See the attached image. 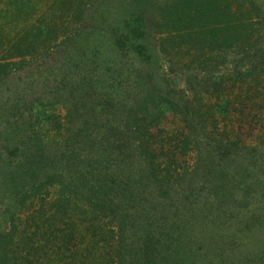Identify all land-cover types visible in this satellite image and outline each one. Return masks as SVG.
Returning <instances> with one entry per match:
<instances>
[{
  "label": "rangeland",
  "instance_id": "1",
  "mask_svg": "<svg viewBox=\"0 0 264 264\" xmlns=\"http://www.w3.org/2000/svg\"><path fill=\"white\" fill-rule=\"evenodd\" d=\"M63 1L30 0L29 6H25V0H0V64L22 62L6 78L0 77V110L5 112L0 111V125L14 129L15 121L18 123L24 117L33 119L38 111H45L47 115L59 117L60 129L52 126V122L50 125L43 124L40 118V124L34 120V131L48 140L63 141L69 134V116L64 105L56 101H63L60 96L67 90L63 87L69 86L72 73L75 78L76 75L92 77L91 80L96 82L93 85L76 81L82 83L77 90L93 89L88 100H93L95 96L97 101L103 102L104 119L118 123L128 116L123 111L138 101L134 88L138 84L153 83L156 93L151 91L153 96L149 101L154 104H150L153 109L149 110L148 116H155L156 112L161 114L157 115V120L148 130L153 136L148 140V148L158 157L156 164H171L173 177L178 176L176 181L169 182V193L165 200L163 198L166 212H173V208L179 207L175 212L176 224L170 229L172 245L169 250L172 249V252L164 263L264 264V0L228 1L232 13L236 14L228 17H214L212 11L205 8L208 2L200 0L198 3L201 7L197 6L194 17L180 14L184 20V38L178 37L173 43L168 42L164 49H161V39L165 38L162 35L167 32L158 26L157 8L154 12L148 10L149 21H157L153 27L149 28V24L146 26L150 35L144 36L155 44L156 55L151 66L141 64L137 56L114 46L112 34L109 33L115 24L111 19L115 14L110 0H86L89 5L82 3V0H68L70 3L67 2V5ZM250 1L257 5L258 12ZM77 4H80V13L73 11ZM131 4L136 12V3ZM70 5L74 6L67 9ZM93 10L99 15L98 21L91 15ZM25 11H32V14L28 15ZM218 24L221 29L215 31ZM43 27L51 28L56 39L43 41V36H39L38 32L36 34ZM215 35H218L217 40L213 37ZM210 37L212 44L209 43ZM31 42L36 46L33 56H9L11 47H27ZM221 42L226 43L220 46ZM100 44L107 50H98ZM103 58L111 59L110 66L115 69L121 68L117 76L108 78L111 70L105 73L103 65L107 64ZM91 62L94 67L92 71ZM64 76L66 80L63 81ZM46 85L54 91L59 89L56 92L60 93L40 92L34 95L37 88H46ZM26 101L31 102L29 108L22 105ZM226 103H229V108L224 112L220 107ZM111 111L114 117H111ZM197 123L202 124L204 130L197 128ZM190 135L192 142L188 150L182 152L181 140L183 136ZM124 151L130 152L132 148ZM7 156L6 167L19 161L18 156ZM208 157L217 158L216 162L228 170H225L229 175L225 184L234 186L233 191L227 186L225 189L217 188L213 173L207 172L205 161H209ZM28 159L27 156L24 162L29 163ZM202 163L205 169L200 165ZM131 167L134 171L139 169L132 162ZM200 167L203 172L194 173ZM163 174L158 176L160 180L165 177ZM168 179L171 180L168 177L164 181ZM47 191L53 193L52 188ZM175 191L180 193V199L174 195ZM43 198L46 199L45 207L52 196ZM27 208L26 205L24 210ZM37 208L39 203L34 209ZM11 209L14 211L15 206ZM11 212L6 213L0 205V222L8 223ZM204 216H208V220ZM133 218L135 223L130 226L131 234L140 224L136 216ZM17 223L14 235L19 239L23 234ZM92 223L94 225L95 222ZM100 226L97 224L98 228ZM142 226H145L144 223ZM183 226L188 228L185 235V231L179 229ZM76 227L79 228L70 246L79 250L88 247L91 257L100 255L107 260L109 253L115 257V252L106 243L113 239L107 227L95 235L85 231L83 226ZM152 232V228L147 229V234ZM131 234L129 240L134 242L133 245L144 236L143 231L134 235L135 238H131ZM181 249H191L186 252L190 255L194 252L195 258L186 260L181 256ZM48 254V257L38 256L34 264H62L56 263V258L51 260L52 248ZM127 254L131 256L133 250ZM66 255L61 258L68 264V253ZM22 257L26 258L23 252L17 253L18 263L20 259L23 260ZM22 264L29 263L25 261Z\"/></svg>",
  "mask_w": 264,
  "mask_h": 264
},
{
  "label": "trees",
  "instance_id": "2",
  "mask_svg": "<svg viewBox=\"0 0 264 264\" xmlns=\"http://www.w3.org/2000/svg\"><path fill=\"white\" fill-rule=\"evenodd\" d=\"M25 1V6H29L30 0ZM110 1L115 14V16H111L112 22L115 24L110 29L112 32H109L112 34L114 46L128 54L132 53L134 57H138L141 64L148 66L152 65L156 49L155 44L150 43L148 38H144V36L150 35V26H155L157 22L149 21L148 10L154 12L157 8L158 26L167 32L162 35L165 38L161 39V49H164L168 42L173 43L178 37L184 38L182 34L184 20L180 17L181 12L192 18L195 16L197 6L201 7L199 5L200 0ZM161 1H163L162 4ZM204 1L208 2L205 8L210 9L214 17L216 15L224 17L236 15L232 13L227 3L231 0ZM63 2L65 5L67 2L70 3L68 0ZM83 2L88 4L86 0H82ZM132 2L136 3L135 6L137 5L136 12L133 10ZM250 3L255 5L256 9L254 8V10L258 12L257 5L252 1ZM194 4L196 5L194 6ZM73 6L70 5L67 9ZM79 6L80 4H77L73 7V11L80 13ZM25 12L28 15L32 14V11L30 13ZM91 15L94 16L95 20H99L96 10H93ZM211 18L215 20V18ZM148 24L149 28L146 29ZM215 29L218 31L221 26L215 25ZM31 32L34 33L33 30ZM37 32L39 36H43V41L51 40L52 42L56 39L54 31L49 27L38 29L36 34ZM217 36L213 37L217 40ZM218 39L220 38L218 37ZM212 42L210 37L209 43L212 44ZM32 43L27 47H21V45H16L13 47L14 49L11 47L12 53L9 56L12 58H15L14 56H31L36 51V46ZM224 43L226 42H221L220 46ZM100 46L101 48L98 50H107L105 46L101 44ZM92 51L97 50L93 49ZM109 61L111 59H105L107 66L102 65L105 68V73L111 70L108 78H112L119 74L121 68L115 69L110 66ZM89 64L92 65L90 66L91 71L94 70L93 63ZM19 65L21 66L22 62L0 64V77L6 78L11 70ZM70 65L74 66L72 63ZM72 75V80L68 82L69 86L63 87L67 88L60 96L63 101H56L64 105L69 116V134L63 141L62 139L58 142L48 140L34 131V120L36 124H40L41 119H43V124L50 125L52 122V126L60 129L59 117L47 115L45 111L44 113L38 111L35 116L37 114L39 116L36 118L35 116L33 119L24 117L19 119L18 123L15 121L16 127L14 129L0 125V205L4 207L6 213H10L13 210L11 208L15 206L14 211L10 214L9 222H0V264H22L25 261L34 264L38 256H50L48 250L51 248L53 249L51 260L56 258V263L62 264H65L63 262L65 260H62L61 257L67 256L66 253H68L70 260L68 264H165L164 259L168 258L172 252V249L169 250L170 245H172L170 229L176 224L175 212L179 207L173 208V212H166L164 200L166 194L169 193V182L174 179L176 181L178 176L173 177L174 168L171 164L166 166L161 163L156 164L158 157L148 148V140L153 139L148 130L157 120V115L160 116L161 114V112H156L154 113L155 116L150 114V117L148 116L149 110L153 109L150 104H154L153 101H149L153 96L151 91L155 92L156 88L153 87V83L138 84L137 88H134L138 101H135L133 107L123 111L128 114L126 120L124 119L119 123L110 122L104 119L103 108L105 104L97 101L95 96L93 100H88V97L92 96L90 94H92L93 89L90 88L88 91L85 88L83 91L77 90L82 83H76V81H86L93 85L96 82L91 80L92 77L76 75L75 78ZM64 80H66V76H64ZM31 85L35 88V84L32 83ZM73 85L75 87H72ZM94 85L97 86V84ZM107 88L112 87L108 86ZM56 90L54 91L53 88L46 85V88H37L34 95L40 92L46 94L50 92L60 93ZM74 90L75 93H73ZM131 92L133 91L131 90ZM25 96L23 94L24 98ZM161 98H165V95ZM166 103L169 102L166 101ZM22 105L29 108L31 102L26 101ZM228 106L229 103H226L220 108L225 112L228 110ZM0 111L5 113L3 110ZM112 113L114 112L111 111V117H114ZM187 122L189 123V121ZM202 126L199 123L196 125L197 128L204 130ZM135 139L140 141L137 142ZM191 142V135L183 136L180 144L181 151L186 152ZM126 148H132V151L125 152ZM7 155L18 156L19 161L13 163V166L10 164L9 167H6L4 163L8 159ZM27 156L29 163L24 162ZM135 156L138 158H134ZM131 159L132 161H130ZM207 159L209 161L203 159L208 165L207 172L213 173L215 178L213 180L218 183L217 188L225 189L227 186L231 190L234 189V186L225 184L226 176H229L228 170L216 162L217 158L208 157ZM131 162L134 166H139L138 171H134ZM200 165L205 169L203 163ZM200 169L201 167L194 173L203 172ZM225 170L227 171L225 172ZM162 174L165 177L160 180L158 176ZM168 177L171 180L168 179L165 182L164 180ZM48 188L53 189L52 194L47 191ZM174 193L180 199V193L177 191ZM50 195L52 198L46 203L48 206L46 208V206L44 207L46 199L43 197ZM150 198L152 200L148 202ZM38 203L39 208L34 209ZM26 205L28 208L24 210ZM133 216H136L137 222L140 224L131 234L130 226L135 223ZM204 217L208 220V216ZM91 221L96 223V227L95 223L92 225ZM16 223L23 234L19 239H16L14 235L17 229ZM85 223L87 224L84 226ZM142 223H144V227ZM97 224L101 226L98 228ZM217 224L221 226L220 222ZM76 225L85 227V231L94 235L100 229L107 227L113 239L112 242L106 241V243L115 252V257L110 253L107 255V257L109 256L107 260L100 255L91 257L88 247L79 250L75 246H70L75 236L74 233L79 228ZM149 228H152L153 232L147 234ZM26 229L30 232H27ZM179 229L185 231L184 235L188 230L185 226ZM142 231L144 232L143 238L135 244L137 246L133 245L134 242L129 240V233L131 238H135L134 235L138 232L141 234ZM131 250L134 254L127 256ZM181 250H183L181 256H184L183 258L186 260L191 261L195 258L194 252L191 255L186 252L191 249ZM22 252L29 261L22 257L24 261L20 259V263H18L16 255L17 253L22 254Z\"/></svg>",
  "mask_w": 264,
  "mask_h": 264
}]
</instances>
